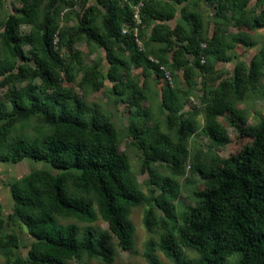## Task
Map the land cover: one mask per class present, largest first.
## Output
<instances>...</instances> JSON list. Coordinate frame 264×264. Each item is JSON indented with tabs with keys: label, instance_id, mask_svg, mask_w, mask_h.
Masks as SVG:
<instances>
[{
	"label": "rangeland",
	"instance_id": "obj_1",
	"mask_svg": "<svg viewBox=\"0 0 264 264\" xmlns=\"http://www.w3.org/2000/svg\"><path fill=\"white\" fill-rule=\"evenodd\" d=\"M239 1L246 2L240 10L232 8L231 1L221 9L217 5L219 0H185L182 3L138 0L136 6L131 5L132 0H107L116 4L121 12L120 30L110 38L107 36L109 5H102L98 0H0V33L9 17H20L24 6L37 4L32 23L19 25L15 31L18 36H30L32 44L24 45L16 56L9 58L2 51L0 39V53L13 64V73L18 74L21 67L35 69L43 62L35 47L44 33L46 20H50L55 31L52 47L60 61L55 67L58 81L54 89L68 90L87 106L88 114L97 113L112 124L119 151L129 164L132 186L143 198L141 203L128 209V219L134 230L132 248L126 251L99 216L90 223L74 217L56 216L60 226H75L80 238L87 230L93 233L92 250L65 260V264H152L149 258H155L159 264H177L159 248L166 231L172 230L178 237L180 230L188 229L193 212L202 204V193L214 184L208 181L205 173L220 167L224 160L243 148H253L256 138L240 131H257L264 125V28L251 24L264 9V0ZM126 6L130 9L131 19L122 12ZM143 10L172 14L173 17L163 21L149 19ZM85 12H90L93 31L129 64V68L119 74L121 85L118 84L117 90L107 79L109 63L105 48L81 30L80 20ZM193 16H197L196 22ZM238 18L247 19V23H238ZM153 30L161 32L162 41L152 38ZM241 33L249 36L253 44L246 46L236 42L235 37ZM192 40L198 44V56L194 54L197 47L190 42ZM135 51L158 64L159 76L156 68L146 61L142 65L134 64L131 57ZM252 61L256 65V76L249 80L247 74ZM236 68L243 79L241 84L233 82ZM91 69L97 72L100 87L87 76ZM54 89L46 90L39 78L24 77L10 83L7 75L0 77V102L10 115L6 120H0V129H5V135L0 139L1 147L16 138L40 139L49 132L40 113L28 117L13 113L10 91L14 90L15 97L23 99L28 91H33L42 102H48ZM138 91L141 97L137 96ZM213 107L220 112L216 122L229 138V143L224 146H216L204 131L207 112ZM170 120L177 124L189 121L194 127V133L185 143L187 154L180 173H175L166 162L147 164L139 141L130 130L135 127L144 133L166 135L176 142L175 130L168 129ZM33 172L57 173L49 165L31 160L0 163V237L5 241L10 236L15 237L7 247L0 246V264L6 260L29 264L27 255L34 239L14 214L10 186ZM166 178L177 188V198L171 203L169 217L154 204V198L162 193L161 181ZM147 210H152L157 225L149 226L144 221ZM104 236L108 240L101 247L99 240ZM181 249L180 264H199V255L195 251ZM235 262L233 257L228 264Z\"/></svg>",
	"mask_w": 264,
	"mask_h": 264
},
{
	"label": "trees",
	"instance_id": "obj_2",
	"mask_svg": "<svg viewBox=\"0 0 264 264\" xmlns=\"http://www.w3.org/2000/svg\"><path fill=\"white\" fill-rule=\"evenodd\" d=\"M100 4H108L107 36L113 37L121 25V12L116 4L98 0ZM182 3L185 0H175ZM221 9L231 1V7L242 9L245 1L219 0ZM222 1V2H221ZM138 0H132L136 6ZM33 3L24 6L21 16H11L0 33L2 51L9 58L16 56L17 51L27 44H32L30 36H18L15 31L19 25L33 21ZM122 11L131 19L130 9L126 6ZM112 11V12H111ZM145 16L154 20L172 19V14L144 11ZM128 13V14H127ZM90 12L84 13L80 23L81 30L99 42L106 51L109 63L107 79L114 83L115 89L121 85L119 74L127 70L129 64L121 60L107 45V41L91 28ZM197 21V16H193ZM246 21L238 18V23ZM255 27L264 28V9L251 21ZM44 33L40 37L35 50L43 62L35 68L21 67L14 74V66L7 57L0 53V77L7 75L10 83L20 78H39L46 90L54 89L58 79L55 72L59 58L54 53L52 38L54 28L50 20H46ZM215 37V36H214ZM152 38L162 41L163 35L153 30ZM235 41L250 46L251 38L238 34ZM194 54L198 56L199 48ZM136 48V44L133 43ZM187 49V48H186ZM135 65L143 61L154 66L159 76L158 64L150 62L141 52L135 51L131 57ZM160 62V59H157ZM97 87L98 74L95 69L87 75ZM256 76L255 62H251L247 79ZM242 77L236 68L234 81L241 84ZM119 84V86H118ZM12 111L18 116L28 117L35 112L43 116L49 132L42 138H16L9 143L0 145V163H19L23 160L41 162L56 170L55 175L45 172H33L20 182L10 186L14 201V214L26 226L33 237L31 249L27 255L29 264H65L76 255L89 252L93 247V233L87 230L80 238L75 226H60L56 221L59 217H74L82 222H93L99 216L107 225L110 233L117 239L123 250H130L133 245V225L128 219V209L142 202L141 194L132 186L129 178V164L119 151L117 134L108 121L97 113L88 114L87 106L74 94L63 88L51 91L48 102H42L33 91H28L25 98L15 97L11 90ZM142 96L141 92L136 93ZM214 107L207 112L205 133L216 146L229 143V138L216 122L219 114ZM0 102V120L9 118ZM169 130H175L176 142L164 135L144 133L131 127V133L138 139L145 155L147 164L166 162L180 173L187 154L186 140L194 133L189 121L178 124L170 120ZM243 135L254 136L255 146L245 147L236 155L224 160L220 167L208 170L205 175L211 185L201 195L200 204L191 216L187 230H180L178 237L172 230H167L160 241L159 248L166 257H171L177 264L183 258L181 247L195 251L199 255V264H228L235 257V264H264V125L257 131L241 130ZM5 129H0V139ZM162 193L154 198L155 206L169 217L171 203L177 198V188L170 179L161 181ZM94 203V204H93ZM95 206V208H94ZM144 221L149 226L157 225L152 210L144 214ZM1 226V222H0ZM107 236L100 238L101 247L107 243ZM15 241L14 236L8 240L0 237V246L7 247ZM150 263L159 264L155 258ZM6 260L4 264H17Z\"/></svg>",
	"mask_w": 264,
	"mask_h": 264
}]
</instances>
